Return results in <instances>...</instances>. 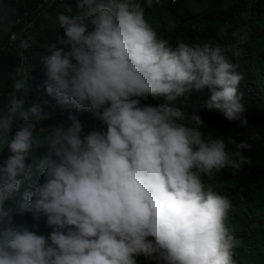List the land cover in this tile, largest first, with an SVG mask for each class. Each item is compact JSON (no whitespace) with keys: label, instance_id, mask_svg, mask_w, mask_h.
<instances>
[{"label":"clouds","instance_id":"9594fccd","mask_svg":"<svg viewBox=\"0 0 264 264\" xmlns=\"http://www.w3.org/2000/svg\"><path fill=\"white\" fill-rule=\"evenodd\" d=\"M19 2L0 0V22L31 27ZM139 2L75 0L33 57L36 100L41 88L49 99L25 108L17 78L0 99V264H235L231 204L216 190L260 170L247 142L206 135L184 104L207 88L203 107L245 126L243 76L219 46L160 38L144 14L153 0ZM22 38L28 48L16 32L9 47ZM57 109L66 117L42 125Z\"/></svg>","mask_w":264,"mask_h":264},{"label":"trees","instance_id":"16d2710c","mask_svg":"<svg viewBox=\"0 0 264 264\" xmlns=\"http://www.w3.org/2000/svg\"><path fill=\"white\" fill-rule=\"evenodd\" d=\"M41 1L20 0L18 4L21 9L17 4L14 11L17 15L28 12L32 18L39 8L38 2ZM58 3L66 6L60 13L75 11L72 0H57L55 5ZM164 9L176 20L175 25L170 30L163 31L160 38L172 45L181 40L219 46L227 59L237 66V72L243 76L238 91L242 94L241 103L245 109L243 115L248 122L245 126H240L238 122H229L217 111L204 108L203 102L209 96L207 88L189 92L184 109L189 114L199 110L197 114L205 125L201 130L206 135L232 138L237 142L243 140L251 146L244 151L247 163L251 165L256 162L260 171L251 182L248 180L243 188H240L242 181L230 177L226 181L235 188L230 190L221 185L216 192L227 196L231 204L226 225L232 229L238 240L233 250L235 264H264V0H211L209 5L206 0H153L152 7H147L144 14L146 21L156 32L158 26L167 20L160 19ZM249 10L251 15L245 17L243 14ZM16 22L15 18L0 22V83L6 85L0 92V99L10 91L13 78L22 79L25 88L20 95H26L27 108L34 101L49 99L41 88V96L36 100V85L42 83L43 76L41 71L35 70L33 57L37 53L41 54L48 43H55L57 36L62 32L58 22L51 17L37 19L34 25L28 28L24 27L25 21ZM237 26H242L246 33L240 43L233 34ZM21 28L24 29V41L28 42L29 47L19 46L23 38L16 46L9 47L10 35L13 32L19 33ZM1 46L6 47L5 52H1ZM29 90L32 91L31 97H28ZM183 99L179 97L177 102ZM148 102L158 104L164 103V100L162 97H149ZM44 111L49 109L45 107ZM61 113V110H55L48 120L41 122L42 125L47 126L64 119L67 114ZM80 118L91 123V116H82L80 113ZM218 179L228 185L221 180V176ZM17 219H26L31 223L28 217Z\"/></svg>","mask_w":264,"mask_h":264},{"label":"rangeland","instance_id":"374dc122","mask_svg":"<svg viewBox=\"0 0 264 264\" xmlns=\"http://www.w3.org/2000/svg\"><path fill=\"white\" fill-rule=\"evenodd\" d=\"M140 2V5L144 4V0H139ZM162 2V0H161ZM211 2V0H206V3L207 5H209ZM47 4L46 5H43L41 7V9L36 13V15L34 16V19H33V22L29 23L30 25L28 26H32L34 25L35 23V20L38 19V18H48V17H51V19H54V21H57L56 17H57V14L62 12L66 6L63 5L62 3H58V4H54V0H48L46 2ZM72 3L73 5L75 4V0H72ZM18 7L19 9H21V6L18 4ZM50 9H52L51 11H49ZM146 9V7L144 8V10ZM251 10L247 11L245 14H243L245 17L251 15L250 13ZM160 19H167L166 22L162 25H159L158 28H157V35L160 36L161 33L163 31H167V30H170L174 25H175V20L176 18L170 13L168 12L166 9L162 10V13H161V17ZM27 26V27H28ZM234 37L236 38V40L240 43L246 36V33L244 31V28L242 26H237L235 29H234ZM19 36H22L23 35V28H21V30L19 31L18 33ZM12 47V46H10ZM5 47H2L1 49V52H5ZM1 64H3L1 62ZM22 74V71L20 70V73L19 75L21 76ZM6 88V85L0 83V92L1 90L5 89ZM74 111V110H73ZM63 113V111H62ZM61 113V114H62ZM86 113V115L88 116H91L90 113H87V112H84ZM224 139L227 140V137H223ZM218 192H225V191H218Z\"/></svg>","mask_w":264,"mask_h":264}]
</instances>
